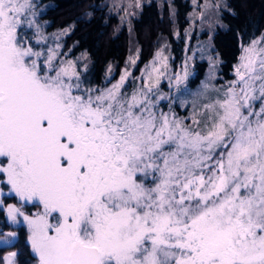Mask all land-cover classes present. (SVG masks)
I'll list each match as a JSON object with an SVG mask.
<instances>
[{
    "label": "snow or ice",
    "instance_id": "1",
    "mask_svg": "<svg viewBox=\"0 0 264 264\" xmlns=\"http://www.w3.org/2000/svg\"><path fill=\"white\" fill-rule=\"evenodd\" d=\"M36 12L0 0V185L19 201L4 211L27 226L28 264H264V35L193 128L157 113L159 80L131 96L127 70L85 87L72 61L37 50Z\"/></svg>",
    "mask_w": 264,
    "mask_h": 264
},
{
    "label": "trees",
    "instance_id": "2",
    "mask_svg": "<svg viewBox=\"0 0 264 264\" xmlns=\"http://www.w3.org/2000/svg\"><path fill=\"white\" fill-rule=\"evenodd\" d=\"M32 2L37 6L35 19L43 34L58 37L61 45L63 44L61 53L65 61H76V68L80 69L82 66L85 70L80 73L85 87L106 88L115 77H119L130 58L137 55L136 67L140 68L150 62L160 41L170 45V53L175 58L171 66H181L184 60H189L190 69L195 71L188 81L190 95H187L184 111L181 113L180 106L177 105L179 102H176L171 107L170 114H174L177 119L186 118L184 124L193 128L195 125L190 119L194 101L199 105L195 111L200 113L199 109L203 110L205 104L222 97L231 82V73L239 58L240 46L264 35V0H222L223 10L219 11L222 27L217 26L211 40L206 42L211 46L210 51L205 45H201L203 47L191 58L189 56L193 44L190 42L186 47L183 39L174 38H184V28L191 17L189 0H172L170 4L150 1L129 22H123L120 14L110 12L104 0ZM28 18L32 19L31 16ZM207 53L213 56H207ZM197 55L199 57L195 59ZM110 73L113 74L111 81L106 80ZM206 118L207 113L197 118L201 119V126ZM0 187L3 188L0 191V237L3 233H16V240L10 248L0 247V264H3L4 254L8 250L18 253L17 264H28L30 246L26 244L27 235L23 227L7 224V214L4 211L8 204L19 205V202L9 196L13 193L9 192L7 186ZM24 211L30 214L28 206L24 207Z\"/></svg>",
    "mask_w": 264,
    "mask_h": 264
},
{
    "label": "rangeland",
    "instance_id": "3",
    "mask_svg": "<svg viewBox=\"0 0 264 264\" xmlns=\"http://www.w3.org/2000/svg\"><path fill=\"white\" fill-rule=\"evenodd\" d=\"M150 1H156L159 4H162L163 2L170 4L172 0H104V2L108 6L109 11L120 14L123 22L124 21L129 22L132 19L136 18L142 6L145 4H149ZM188 6H189V10L191 11V17L189 19L188 24L184 28V38L182 36H180V38H178L177 36L176 37L174 36V38L183 39L186 47L190 42L193 44L191 56H189L191 58L195 56V53L196 51L199 50V48L203 47L201 45H205L206 46L205 48L208 51H210L211 46L207 45L206 42H209L211 40L213 31H215L217 26L222 27V23L219 18V11L223 10V5H222V0H189ZM130 30H131V27H130ZM24 31L27 33L28 37L33 38L32 42L35 45V39L33 35L34 29H29L27 24H25ZM40 32L42 36L46 37V40L41 42V44L39 45H35L37 50H43L45 54H47V50L49 48L56 49L57 59L54 61V63L58 65L61 61H65L64 56L61 53L63 44L61 45L60 39L56 37L55 35H52L51 37L45 36L43 32L41 31V29H40ZM262 35L258 36L254 40H259L262 37ZM251 42L247 45L240 46V55L237 60V63L232 69L231 82L236 80V75H235L236 67L241 62L240 57L243 55V48L249 46ZM57 45H59L58 49H57ZM259 46L264 47V44H261ZM158 52L161 54L159 57H157ZM207 54H208L207 56H213V54H209V53ZM198 57L199 56L197 55L195 59H198ZM165 58H166V61H165ZM133 59L137 63V59H138L137 55L128 60L127 65L123 67V69L120 72L119 77L118 78L115 77V80L111 81V77L113 74L110 73L111 75L109 74V76H107L106 80L110 79L109 81L111 82H110V85L106 88H109L111 87L112 84L118 82L121 75L124 74L125 70H127L130 73V75L127 77L122 91L129 96H131V94L134 91L143 87L145 79H148L149 83H154L156 80H159L157 88L154 89V93L152 95L153 102L158 104L157 109H156L157 113H159L160 111H163V112L170 114L171 107H173V105L176 102H179V104L177 103L176 104L180 106V111L182 113L184 111L183 108L187 102L186 101L188 98L187 95L189 94L188 81L191 77L194 76V73H195V71L190 69L189 60H186V61L184 60V63H182L181 66L176 65L172 67L171 62H173V60L175 59L174 54L170 53V45H168L164 41H160L158 50L154 53L152 59L146 66L137 68L136 63L135 65H133L131 62ZM74 60L81 61L80 59H74ZM72 62L75 65L78 64V62L76 61L72 60ZM165 62L167 65L166 67H165ZM76 70L79 73L85 72L82 66H80V69L77 67ZM185 71L189 73L187 79L184 80L182 83L177 84L176 76L178 74L180 76H183ZM149 74H151L150 78H149ZM231 82L229 83V86ZM214 88H215V91L217 92L216 87ZM99 89H102V87ZM202 89H205V87H202ZM189 91H191V89H189ZM216 92L214 94V98H216V95H217ZM159 96H164L165 99L157 101V97ZM197 105L198 103L194 101V106L192 107L193 114L199 113L198 111H195V108L197 107ZM258 106L255 104L256 108H259ZM199 110L200 112L203 111L202 108H200ZM198 117L199 115L196 118ZM180 120L185 121L186 118H182V119L180 118ZM190 120H192L193 122V115ZM9 196H13L15 201L19 202L14 194H9ZM26 206L29 207L30 214L36 211V208H34L31 204H24L23 207H26ZM6 219L8 220L7 216H6ZM7 222H8L7 224L11 225L12 227H23V230L28 236L27 226L24 224L22 217H17L16 223L11 222L10 220H8Z\"/></svg>",
    "mask_w": 264,
    "mask_h": 264
},
{
    "label": "flooded vegetation",
    "instance_id": "4",
    "mask_svg": "<svg viewBox=\"0 0 264 264\" xmlns=\"http://www.w3.org/2000/svg\"><path fill=\"white\" fill-rule=\"evenodd\" d=\"M7 234L8 233H3L2 238L8 242L7 243H0L1 248H5V249L10 248L16 240V236L13 238V237H9ZM26 244H28L27 240H26ZM9 252H13V251H11V250L6 251L4 254V257L7 256Z\"/></svg>",
    "mask_w": 264,
    "mask_h": 264
}]
</instances>
